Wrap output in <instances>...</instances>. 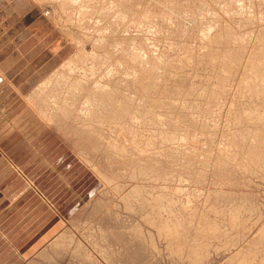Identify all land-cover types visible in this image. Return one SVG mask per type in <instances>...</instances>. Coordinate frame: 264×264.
<instances>
[{
    "label": "rangeland",
    "instance_id": "rangeland-1",
    "mask_svg": "<svg viewBox=\"0 0 264 264\" xmlns=\"http://www.w3.org/2000/svg\"><path fill=\"white\" fill-rule=\"evenodd\" d=\"M0 1V264H264V0ZM71 79L132 113L65 117Z\"/></svg>",
    "mask_w": 264,
    "mask_h": 264
},
{
    "label": "bare ground",
    "instance_id": "bare-ground-1",
    "mask_svg": "<svg viewBox=\"0 0 264 264\" xmlns=\"http://www.w3.org/2000/svg\"><path fill=\"white\" fill-rule=\"evenodd\" d=\"M44 1V0H43ZM48 1V0H47ZM72 1V0H71ZM73 1H76V0H73ZM100 1V0H99ZM105 1V0H104ZM106 1H108V0H106ZM110 1V0H109ZM218 1V0H217ZM220 1V0H219ZM52 2V1H51ZM77 2V1H76ZM83 2V1H82ZM199 2H200V0H199ZM44 3V2H43ZM49 3V2H48ZM73 3H75V2H73ZM79 3V2H78ZM81 3V2H80ZM98 3V2H97ZM120 3H121V1H120ZM261 3V2H260ZM83 4H85V3H83ZM82 4V5H83ZM87 4V3H86ZM126 4V3H125ZM76 5H78V4H76ZM81 5V6H82ZM99 5V4H98ZM123 5V4H122ZM216 5V4H215ZM229 5V4H228ZM232 5V4H231ZM130 6V5H129ZM133 6H135L134 4H133ZM142 6V5H141ZM68 7V6H67ZM87 7H88V5H87ZM123 7V6H122ZM230 7V6H229ZM71 8V7H70ZM95 8V7H94ZM130 8V7H129ZM72 9V8H71ZM124 9V8H123ZM122 9V10H123ZM134 9V8H133ZM263 9V8H262ZM68 10V9H67ZM223 10V9H222ZM229 10V9H228ZM91 11V10H90ZM126 11V10H125ZM143 11V10H142ZM230 11V10H229ZM131 12V11H130ZM138 12V11H137ZM259 12V11H258ZM76 13V12H75ZM233 13V12H232ZM241 13V12H240ZM246 13V12H245ZM46 14V13H45ZM111 14V13H110ZM47 16H50V12H48L47 14H46ZM131 16V15H130ZM61 17V16H60ZM111 17V16H110ZM73 18V17H72ZM239 18V17H238ZM241 18V17H240ZM75 19V18H74ZM109 19V18H108ZM220 19V18H219ZM209 21V20H208ZM220 21V20H219ZM117 22V21H116ZM137 22V21H136ZM148 22V21H147ZM222 23V22H221ZM254 24V23H253ZM256 24V23H255ZM97 26V25H96ZM107 26V25H106ZM228 26V25H227ZM164 28H165V26H163ZM168 27V26H167ZM64 28V27H63ZM88 28V27H87ZM99 28V27H98ZM222 28V27H221ZM221 28H220V30H221ZM66 29V28H65ZM170 30V29H169ZM172 30V29H171ZM219 30V31H220ZM114 31V30H113ZM216 31V30H215ZM168 33H169V31H168ZM220 34H221V32H220ZM94 35V34H93ZM89 36V35H88ZM143 36V35H142ZM105 38V37H104ZM115 38V37H114ZM194 39V38H193ZM243 39V38H242ZM123 40V39H122ZM108 41H110V40H108ZM207 42V41H206ZM112 43V42H111ZM128 43V42H127ZM224 43V42H223ZM126 44V43H125ZM146 44V43H145ZM206 44H208V43H206ZM205 44V45H206ZM128 45V44H127ZM215 45V44H214ZM141 46V45H140ZM262 46V45H261ZM261 46H260V49H261ZM227 48V47H226ZM81 49V48H80ZM224 49V48H223ZM263 49V48H262ZM84 50V49H83ZM225 50H227V49H225ZM230 51V50H229ZM89 52V51H88ZM90 52H91V50H90ZM89 52V53H90ZM106 52V51H105ZM83 54V53H82ZM92 54V53H91ZM121 54V53H120ZM83 57H84V55H82ZM88 56V55H87ZM82 57V58H83ZM117 57V56H116ZM211 57V56H210ZM216 57V56H215ZM79 58H80V56H79ZM146 58V57H145ZM148 58V57H147ZM259 58V57H258ZM261 58V57H260ZM263 58V57H262ZM77 59V58H76ZM78 61V60H77ZM213 61V60H212ZM251 61V60H250ZM79 63V62H78ZM253 64V63H252ZM77 65H79V64H76V63H73L72 61H68L66 64H65V62L63 61L62 63H61V65L59 66V68L61 69V70H63V69H67V70H69L67 73L65 72V70H64V72H61V70H59V68L57 69V71H55V73H54V75L55 76H57V79H58V81H61V80H63V79H59V78H61V77H63L64 79H65V77H67L68 79L69 78H71V76H72V74H74V73H76V71H77ZM110 65V64H109ZM212 66V65H211ZM249 66V65H248ZM90 67V66H89ZM250 67V66H249ZM255 67H256V65H255ZM258 67V66H257ZM261 67V66H260ZM260 67H258V68H256V70L255 71H257V72H255V71H253L254 70V65H252V67H251V73H252V71L253 72H255L256 74H254V78H258V79H256V80H259L260 79V81H262L263 79H264V69H260ZM63 68V69H62ZM94 69H95V67H93ZM92 68V69H93ZM107 68V67H106ZM79 69V68H78ZM91 69V70H92ZM110 69H112V68H110ZM115 69V68H114ZM151 69V68H150ZM246 70V69H245ZM231 71V70H230ZM236 71V70H235ZM101 72V71H100ZM110 72H111V70H110ZM113 72V71H112ZM115 72H117V71H115ZM226 72H228V71H226ZM225 72V73H226ZM58 73H59V75H58ZM93 73V72H92ZM114 73V72H113ZM118 73V72H117ZM181 73V72H180ZM251 73H249V74H251ZM175 74V73H174ZM187 74V73H186ZM253 74V73H252ZM109 75V74H108ZM224 75V74H223ZM222 75V76H223ZM231 75V74H230ZM233 75V74H232ZM51 76H53V75H51ZM77 76V75H76ZM113 76V75H112ZM110 77V76H109ZM108 77V78H109ZM114 77V76H113ZM73 78V77H72ZM89 78V77H88ZM250 79H251V77H249ZM261 78H263L262 80H261ZM67 79V80H68ZM96 79V78H95ZM104 79H106V78H104ZM115 79V78H114ZM224 79V78H223ZM89 80H91V79H89ZM143 80V79H142ZM227 80V79H226ZM43 81V80H42ZM58 81H57V83H58ZM63 81H65V80H63ZM93 81V80H92ZM112 81V79L110 80V82ZM126 81V80H125ZM242 81V80H241ZM249 81V80H248ZM44 82V81H43ZM47 82V81H46ZM46 82H44L45 84H46ZM48 82H49V85H50V79L48 80ZM69 82H71L70 84H71V86L69 87V89L72 91V96L71 97H66V98H64L65 99V102L63 103V105L62 106H60V109H61V112L65 115V117L66 116H68V117H70L71 116V113H69L68 111L70 110V108H71V106H73V107H75V104H76V101L79 99L78 97H79V95H77L76 93H78V94H85L86 96H85V99L83 98V102H82V104H84L83 106H85V107H83L82 106V104L80 103L79 104V110H78V107H77V110H78V116H80V118L82 117V115L86 118L87 117V119L88 118H90V117H93V118H96V117H99L98 115H97V110L94 108V106L96 107V103H98L100 106H102V107H104V106H107L108 107V109H111V108H113V109H115V111H116V114L117 115H119L118 117L120 118V117H126V115H127V117H128V113L129 112H131L130 111V109L132 108H130V105L131 104H129V103H125V102H123V101H121V102H118V100L116 99L118 96H120V95H118V93H117V97H116V90H118V89H116V88H114V87H112L113 86V84L111 85L110 83H108V84H106L105 82L104 83H101V82H99V81H96V82H93V85H90L89 83H87L86 82V80H75V81H73L72 79H71V81H69ZM123 82V81H122ZM129 82V81H128ZM219 82V81H218ZM221 82V81H220ZM254 83L256 82V81H253ZM56 83V84H57ZM125 83V82H124ZM174 83V82H173ZM223 83V82H222ZM230 83V82H229ZM48 84V83H47ZM52 84H53V82H52ZM60 84V83H59ZM111 85L110 87L108 86V85ZM117 84H118V82H117ZM140 84H142V83H140ZM228 84V83H227ZM253 84V83H252ZM257 84V83H256ZM260 84V83H259ZM258 84V85H259ZM43 85V84H42ZM41 84H39V86L35 89V92L34 93H36V95L37 96H43V94H38V92H40V93H43V92H46L45 91V86L44 87H42V88H40L41 86H42ZM60 86V85H59ZM119 86V85H118ZM162 86V85H161ZM213 86V85H212ZM224 86V85H223ZM244 86V85H243ZM253 86H256V85H253ZM116 87V86H115ZM126 87V86H125ZM160 87V86H159ZM210 87V86H209ZM228 87V86H227ZM258 87V86H257ZM129 88V87H128ZM139 88V87H138ZM224 88V87H223ZM229 88V87H228ZM251 88H253V90H254V87H251ZM263 88V87H262ZM157 89V88H156ZM68 90V89H67ZM129 90V89H128ZM140 89H138V90H135V91H139ZM259 90H260V88H259ZM259 90L257 89V91L259 92ZM255 91V90H254ZM70 92V91H69ZM33 93V94H34ZM120 93V92H119ZM127 93V92H126ZM167 93V92H166ZM224 93V92H223ZM261 93V92H260ZM263 93V92H262ZM262 93H261V95H262ZM121 95H122V93H120ZM137 95V94H136ZM168 95V94H167ZM257 96H258V94H256ZM220 96V95H219ZM29 97V96H28ZM84 97V96H83ZM119 98V97H118ZM141 98V97H140ZM172 98V97H171ZM82 99V98H81ZM69 101H72L71 103L69 102ZM79 101H80V99H79ZM127 101V100H126ZM34 102V101H33ZM127 102H129V101H127ZM78 103V102H77ZM125 103V104H124ZM157 103V102H156ZM264 103V102H263ZM82 107H81V106ZM58 106V105H57ZM117 106H118V108H117ZM72 107V108H73ZM264 107V106H263ZM135 109V108H134ZM133 109V110H134ZM75 110V109H74ZM132 110V109H131ZM140 111H141V109H140ZM112 112V111H111ZM74 113V112H73ZM72 113V114H73ZM105 113H106V111H105ZM132 113V112H131ZM82 114V115H81ZM85 114V115H84ZM101 114V113H100ZM235 116V115H234ZM42 116H40V118H41ZM76 117H77V115H76ZM113 117V116H112ZM83 118V117H82ZM117 118V117H116ZM84 119V118H83ZM260 119H263V118H260ZM39 120V119H38ZM42 120H43V117H42ZM77 120V119H76ZM241 120V119H240ZM259 120V119H258ZM106 121V120H105ZM260 122H261V124H263L262 123V121L261 120H259ZM264 121V120H263ZM108 122H109V120H108ZM118 122V121H117ZM122 122V121H121ZM247 122V121H246ZM107 123V122H106ZM109 123H111V122H109ZM91 125H92V123H91ZM249 126V125H248ZM264 126V125H263ZM88 127V126H87ZM96 127V126H95ZM247 127V126H246ZM99 128V127H98ZM263 128V127H262ZM253 129V128H252ZM97 130V129H96ZM110 130H112V129H110ZM251 130V129H250ZM103 131V130H102ZM252 131V130H251ZM122 132V131H121ZM208 132V131H207ZM257 134H259L258 133V131L256 132ZM255 133V134H256ZM262 133H264V132H262ZM98 133H96V135H97ZM101 134V133H100ZM115 134H116V132H115ZM195 134V133H194ZM175 135V134H174ZM260 135V134H259ZM164 136V135H163ZM261 136H263V135H261ZM260 136V137H261ZM99 137H101V136H99ZM257 137H258V135H257ZM256 137V138H257ZM263 138H264V136H263ZM262 138V139H263ZM175 139V138H174ZM259 139V138H258ZM257 139V140H258ZM172 140V139H171ZM256 140V145H255V147L257 146V141ZM259 141H260V139H259ZM207 142V141H206ZM101 143V142H100ZM199 145V144H198ZM254 145H253V148L252 149H248V151H247V155H245V156H248V157H250L249 159L250 160H252V161H257L258 159H260V158H264V152L259 148V150L257 149V148H255L254 149ZM260 145V144H259ZM258 145V146H259ZM261 145H263V144H261ZM204 146V145H203ZM119 147V146H118ZM260 147V146H259ZM225 150H227V149H224L222 152H224ZM227 152V151H226ZM225 152V153H226ZM224 153V154H225ZM114 154V153H113ZM247 158V157H246ZM107 159V158H106ZM247 160V159H246ZM263 160V159H262ZM156 161V160H155ZM158 162H160V161H158ZM176 163V162H175ZM174 163V164H175ZM161 164H163V163H161ZM169 164V163H168ZM173 164V163H172ZM227 164V163H226ZM245 164V163H244ZM158 165H160V163L158 164ZM178 165V164H177ZM173 166V165H172ZM175 166V165H174ZM252 166V165H251ZM157 167V166H156ZM248 167V166H247ZM160 168V167H159ZM156 169V168H155ZM243 169V168H242ZM259 170V169H258ZM153 171V170H152ZM165 171V170H164ZM168 171V170H167ZM173 171V170H172ZM238 171V170H237ZM243 171V170H242ZM93 173V172H92ZM137 173V172H136ZM190 173V172H189ZM95 174V173H94ZM171 174V173H170ZM168 175V174H167ZM224 175V174H223ZM153 176V175H152ZM237 176V175H236ZM149 178V177H148ZM147 178V179H148ZM160 178V177H159ZM161 178H162V176H161ZM198 178V177H197ZM196 178V179H197ZM219 178V177H218ZM137 179V178H136ZM144 179V178H143ZM191 179V178H190ZM216 180V179H215ZM142 181V180H141ZM160 181H161V179H160ZM223 181V180H222ZM221 182V181H220ZM195 183V182H194ZM233 184V183H232ZM217 185V184H216ZM204 186V185H203ZM235 186V185H234ZM147 187V186H146ZM155 187V186H154ZM201 187V186H200ZM156 189V188H155ZM157 192V191H156ZM221 193V192H220ZM155 194V193H154ZM187 194V193H186ZM168 195V194H167ZM229 195V194H228ZM147 197V196H146ZM214 197V196H213ZM209 198V197H208ZM171 200V199H170ZM185 201V200H184ZM170 203V202H169ZM174 204V203H173ZM257 205V204H256ZM146 206V205H145ZM183 206V205H182ZM174 208V207H173ZM116 209V208H115ZM186 209V208H185ZM184 209V210H185ZM242 209V208H241ZM113 210V209H112ZM214 210V209H213ZM212 210V211H213ZM221 210V209H220ZM167 211V210H166ZM249 211V210H248ZM144 212V211H143ZM180 212V211H179ZM188 212V211H187ZM117 213V212H116ZM138 213V212H137ZM233 213V212H232ZM237 213H238V211H237ZM236 213V214H237ZM252 213V212H251ZM250 213V214H251ZM134 214V213H133ZM185 214V213H184ZM215 214V213H214ZM213 214V215H214ZM218 214H220V213H218ZM144 215V214H143ZM158 215V214H157ZM209 215V214H208ZM223 215V214H222ZM195 216V215H194ZM219 216V215H218ZM221 216V215H220ZM233 216V215H232ZM129 217V216H128ZM142 217V216H141ZM153 217V216H152ZM207 217V216H206ZM250 217V216H249ZM172 218V217H171ZM236 218V217H235ZM176 219V218H175ZM205 219V218H204ZM151 220V219H150ZM236 220V219H235ZM235 220H232V221H235ZM156 221V220H155ZM208 221V220H207ZM229 221V220H228ZM237 221H239V219L237 220ZM185 222V221H184ZM245 222V221H244ZM161 223V222H160ZM178 223V222H177ZM183 223V222H182ZM228 223H230V222H228ZM235 224V223H234ZM190 225V224H189ZM230 225V224H229ZM171 226V225H170ZM181 226V225H180ZM204 226V225H203ZM239 226V225H238ZM134 227V226H133ZM164 227V226H163ZM232 227V226H231ZM214 228V227H213ZM178 229V228H177ZM196 229V228H195ZM204 229V228H203ZM216 229V228H215ZM228 229V228H227ZM232 229V228H231ZM237 229V228H236ZM247 229V228H246ZM102 230V229H101ZM213 230V229H212ZM243 230V229H242ZM167 231V230H166ZM177 231V230H176ZM180 231V230H179ZM204 231V230H203ZM235 231V230H234ZM157 232V231H156ZM172 232V231H171ZM174 232V231H173ZM198 232V231H197ZM202 232V231H201ZM200 232V233H201ZM206 232V231H205ZM179 233V232H178ZM208 233V232H207ZM211 233V232H210ZM213 233V232H212ZM234 233V232H233ZM243 233H244V231H243ZM166 234H168V235H171L170 234V232H168L167 231V233ZM96 235V234H95ZM167 235V236H168ZM173 235V234H172ZM179 235V234H178ZM216 237V236H215ZM236 237H238V236H236ZM175 238H176V236H175ZM204 238V237H203ZM225 238V237H224ZM264 238V237H263ZM162 239V238H161ZM165 239V238H164ZM179 239V238H178ZM170 240V239H169ZM183 240H184V238H183ZM229 240V239H228ZM241 240V239H240ZM259 240V239H258ZM186 241V240H185ZM214 241V240H213ZM59 242H61L60 240H59ZM93 243V242H92ZM104 243V242H103ZM130 243V242H129ZM170 243V242H169ZM173 244V243H172ZM181 244V243H180ZM217 244V243H216ZM260 244V243H259ZM174 245V244H173ZM196 245V244H195ZM57 246V245H56ZM104 246V245H103ZM179 246V245H178ZM199 246V245H198ZM203 246V245H202ZM206 246V245H205ZM208 246V245H207ZM210 246V245H209ZM102 247V246H101ZM182 247V246H181ZM200 247H201V245H200ZM230 247V246H229ZM191 248V247H190ZM197 248H199V247H197ZM211 248V247H210ZM233 248V247H232ZM200 249V248H199ZM204 249V248H203ZM206 249V248H205ZM190 250V249H189ZM208 250V249H207ZM215 250V249H214ZM213 251V250H212ZM217 251V250H216ZM218 251H220V250H218ZM171 252V251H170ZM208 253V252H207ZM229 253V252H228ZM249 253V252H248ZM135 254V253H134ZM196 255L198 256V253H196ZM207 255V254H206ZM201 256V255H200ZM249 256V255H248ZM187 257H189V255L187 256ZM191 257V256H190ZM244 257V256H243ZM106 258H108V257H106ZM197 258V257H196ZM199 258H201V257H199ZM205 258V257H204ZM190 259V258H189ZM253 259V258H252ZM200 260V259H199ZM207 260V259H206ZM243 260V259H242ZM228 261V260H227ZM264 261V260H263ZM250 262V261H249ZM224 263V262H223ZM257 263V262H256ZM248 264H251V263H248Z\"/></svg>",
    "mask_w": 264,
    "mask_h": 264
},
{
    "label": "crops",
    "instance_id": "crops-1",
    "mask_svg": "<svg viewBox=\"0 0 264 264\" xmlns=\"http://www.w3.org/2000/svg\"><path fill=\"white\" fill-rule=\"evenodd\" d=\"M11 2V1H10ZM11 3H7L5 5H1V1H0V34L4 33V31L6 30H10L12 28V30L16 27L17 25V18L20 16L18 15L17 11H15V9L11 8L10 6ZM22 22V21H21ZM3 37V36H2ZM4 57L0 59V71L3 74V77H0V84L1 85H5L6 80L8 79V72L7 71V66H11L14 67L15 64L12 66L11 65V61L14 58L11 55H3ZM10 61V63L8 62ZM10 67V68H11ZM31 81H28L27 83H30ZM11 85L13 86V90H18L21 93H23V91L16 87L13 83V81L11 80Z\"/></svg>",
    "mask_w": 264,
    "mask_h": 264
}]
</instances>
